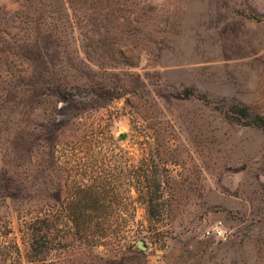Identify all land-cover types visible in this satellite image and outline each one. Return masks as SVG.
I'll list each match as a JSON object with an SVG mask.
<instances>
[{
  "label": "rangeland",
  "instance_id": "374dc122",
  "mask_svg": "<svg viewBox=\"0 0 264 264\" xmlns=\"http://www.w3.org/2000/svg\"><path fill=\"white\" fill-rule=\"evenodd\" d=\"M12 146L30 204L60 211V182L64 208L102 216L97 246L49 259L264 264V0H0ZM96 186L99 204L77 193Z\"/></svg>",
  "mask_w": 264,
  "mask_h": 264
},
{
  "label": "trees",
  "instance_id": "16d2710c",
  "mask_svg": "<svg viewBox=\"0 0 264 264\" xmlns=\"http://www.w3.org/2000/svg\"><path fill=\"white\" fill-rule=\"evenodd\" d=\"M23 5L21 4V9ZM41 8L33 12L36 22L39 20L38 15L42 13ZM31 44L33 45V43ZM15 138L19 140L20 133H17ZM12 147L14 155L10 161H5L0 152V208H5L6 211L11 210L10 204L16 203V207L12 210L16 214L25 255H21V249L13 237L14 230L7 222L6 216H1L0 264H22L23 258L26 264H68L67 258L56 261L49 258L56 252H64L66 256L68 251H75V249H79L76 250V253H82L86 246L95 247L103 241L106 229L100 224L101 214L96 210L83 213L76 209H70V207L64 208L60 182L54 188L58 192V196L47 197L49 201L62 207L60 211H42L37 204H30L34 196L31 197L26 194V184L18 172L19 165L16 158L22 157L21 150L19 151L16 146ZM4 165L9 169L4 168ZM101 191L100 186L89 187L88 189L83 187L77 193H82L84 200L99 204ZM77 195L72 200L67 199V205L78 204L80 196ZM83 219L88 220L91 224L86 225L81 222Z\"/></svg>",
  "mask_w": 264,
  "mask_h": 264
},
{
  "label": "built area",
  "instance_id": "2783aa9c",
  "mask_svg": "<svg viewBox=\"0 0 264 264\" xmlns=\"http://www.w3.org/2000/svg\"><path fill=\"white\" fill-rule=\"evenodd\" d=\"M203 235L205 237H213L218 239H224L226 238V231L220 224H215L214 226L209 227L203 232Z\"/></svg>",
  "mask_w": 264,
  "mask_h": 264
},
{
  "label": "water",
  "instance_id": "95a60500",
  "mask_svg": "<svg viewBox=\"0 0 264 264\" xmlns=\"http://www.w3.org/2000/svg\"><path fill=\"white\" fill-rule=\"evenodd\" d=\"M138 246H139V248H141L142 250H144V247H142V246L140 245V243L138 244Z\"/></svg>",
  "mask_w": 264,
  "mask_h": 264
}]
</instances>
